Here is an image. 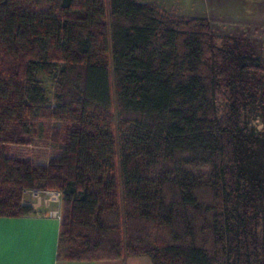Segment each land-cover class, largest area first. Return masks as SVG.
<instances>
[{
    "label": "trees",
    "instance_id": "1",
    "mask_svg": "<svg viewBox=\"0 0 264 264\" xmlns=\"http://www.w3.org/2000/svg\"><path fill=\"white\" fill-rule=\"evenodd\" d=\"M50 122L59 156L10 154ZM26 191L61 193L64 261L264 264L257 41L135 0H0V217L33 214Z\"/></svg>",
    "mask_w": 264,
    "mask_h": 264
},
{
    "label": "rangeland",
    "instance_id": "2",
    "mask_svg": "<svg viewBox=\"0 0 264 264\" xmlns=\"http://www.w3.org/2000/svg\"><path fill=\"white\" fill-rule=\"evenodd\" d=\"M135 1L152 7L158 15L170 20L202 19L208 21L213 31L219 35L247 36L254 39L264 63V0ZM65 131L64 126L57 122L36 125L31 143L27 146L12 147L10 154L13 157H29L34 164H47L50 158L62 153ZM40 197L33 199L49 200L45 194ZM204 198L209 200L210 194L204 193Z\"/></svg>",
    "mask_w": 264,
    "mask_h": 264
},
{
    "label": "crops",
    "instance_id": "3",
    "mask_svg": "<svg viewBox=\"0 0 264 264\" xmlns=\"http://www.w3.org/2000/svg\"><path fill=\"white\" fill-rule=\"evenodd\" d=\"M23 203L29 204L34 213L0 217V264H152L145 256L90 262L64 261L58 258L61 200L58 203L34 200L26 194Z\"/></svg>",
    "mask_w": 264,
    "mask_h": 264
},
{
    "label": "built area",
    "instance_id": "4",
    "mask_svg": "<svg viewBox=\"0 0 264 264\" xmlns=\"http://www.w3.org/2000/svg\"><path fill=\"white\" fill-rule=\"evenodd\" d=\"M29 195L32 198L40 199L42 194H45L47 197H49L47 201L50 202H56L58 203L61 200V193L60 192H52V191H26L24 192V195ZM55 215H58L57 212H55Z\"/></svg>",
    "mask_w": 264,
    "mask_h": 264
}]
</instances>
